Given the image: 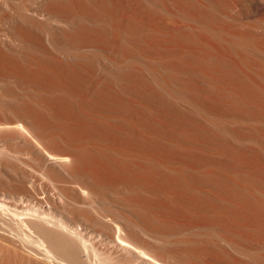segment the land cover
Here are the masks:
<instances>
[{
  "label": "bare ground",
  "instance_id": "obj_1",
  "mask_svg": "<svg viewBox=\"0 0 264 264\" xmlns=\"http://www.w3.org/2000/svg\"><path fill=\"white\" fill-rule=\"evenodd\" d=\"M0 264H264V0H0Z\"/></svg>",
  "mask_w": 264,
  "mask_h": 264
}]
</instances>
